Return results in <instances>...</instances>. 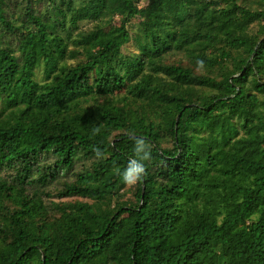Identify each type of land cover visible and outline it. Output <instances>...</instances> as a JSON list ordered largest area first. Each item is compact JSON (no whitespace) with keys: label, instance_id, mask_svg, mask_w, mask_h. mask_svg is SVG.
I'll return each mask as SVG.
<instances>
[{"label":"trees","instance_id":"obj_1","mask_svg":"<svg viewBox=\"0 0 264 264\" xmlns=\"http://www.w3.org/2000/svg\"><path fill=\"white\" fill-rule=\"evenodd\" d=\"M0 264H264V0H0Z\"/></svg>","mask_w":264,"mask_h":264},{"label":"clouds","instance_id":"obj_2","mask_svg":"<svg viewBox=\"0 0 264 264\" xmlns=\"http://www.w3.org/2000/svg\"><path fill=\"white\" fill-rule=\"evenodd\" d=\"M99 128L94 129V133H98ZM134 139L135 157L128 161L127 166L120 173L123 182L126 185L134 186L143 180L148 172L145 161L151 160V147L144 137H132ZM93 152L99 157L102 155L101 150L97 147L93 148Z\"/></svg>","mask_w":264,"mask_h":264},{"label":"rangeland","instance_id":"obj_3","mask_svg":"<svg viewBox=\"0 0 264 264\" xmlns=\"http://www.w3.org/2000/svg\"><path fill=\"white\" fill-rule=\"evenodd\" d=\"M42 5H45L44 3ZM142 5H144V3H142ZM138 22V20H134L132 22V24L130 26H132V41L131 43L125 48V51L126 52H136V50H138L140 48V45H139V34L137 33V25L136 23ZM120 27V24H119V20H118V17L114 20V22H112L111 24H108L105 29H104V33L105 34H109L115 30H118ZM180 60L183 61V65H187V61L185 60V58L183 56L181 57H177V56H170L169 58V61L170 62H179ZM69 63L70 64H76L77 63V60H69ZM42 74L39 72V75H38V80H41L42 79ZM122 98V96H120ZM61 182V181H60ZM59 182V183H60ZM60 184L58 185H54L51 187V189L48 190V192L50 194H53L54 197L50 198L48 200V202H62V201H73V200H81V198H70V199H59L57 197V191H58V188H59ZM129 196H130V193H129Z\"/></svg>","mask_w":264,"mask_h":264}]
</instances>
